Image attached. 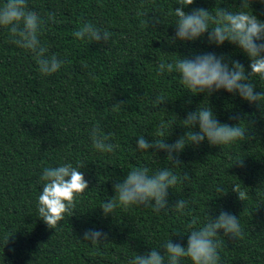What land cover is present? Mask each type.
Listing matches in <instances>:
<instances>
[{
	"label": "trees",
	"instance_id": "obj_1",
	"mask_svg": "<svg viewBox=\"0 0 264 264\" xmlns=\"http://www.w3.org/2000/svg\"><path fill=\"white\" fill-rule=\"evenodd\" d=\"M239 4L194 0L185 11ZM28 7L44 18L55 13L39 39L48 55L65 63L55 74L41 75L32 54L8 42V30L0 27V264H128L168 239L187 246L192 218H199V227L222 210L240 218L244 234L238 240L220 232V264H264V108L223 89L194 95L178 74H160L158 67L180 56L215 53L228 62L239 60L250 72V58L229 42L210 44L206 35L196 41L173 40L176 18L171 13L180 7L177 0H28ZM252 9L264 21V0H253ZM139 12L160 16L161 23L148 26ZM84 22L109 31V41L76 39L72 33ZM253 82L257 92L264 91V81L254 77ZM161 92L168 102L157 105ZM119 101L124 102L120 110L112 111ZM199 106H211L222 124L241 122L250 140L188 145L179 154V167L162 150L153 154V149L137 148L141 135L150 141L160 138L161 122H171L164 138L175 142L190 130L181 120ZM97 125L119 145L114 153L93 149L89 130ZM241 159L243 166L236 163ZM65 162L84 165L80 171L89 189L77 197L72 214L52 229L38 216L39 177L43 168ZM136 167H147L150 174L171 168L190 179L169 190V209L156 213L134 205L105 216L101 205L115 195L113 184ZM234 183L247 192V200L232 191ZM218 186L224 192H217ZM179 199L189 201L184 213L171 210ZM88 229L101 230L108 239L95 245L85 241Z\"/></svg>",
	"mask_w": 264,
	"mask_h": 264
},
{
	"label": "clouds",
	"instance_id": "obj_2",
	"mask_svg": "<svg viewBox=\"0 0 264 264\" xmlns=\"http://www.w3.org/2000/svg\"><path fill=\"white\" fill-rule=\"evenodd\" d=\"M252 3L253 0H240L237 8L218 6L208 10L201 7L186 12L185 8L193 5L194 0H177L180 7H175L171 13L176 18L173 40L196 41L206 35L208 42L218 47L229 42L250 58V72L239 60L228 62L222 55L204 53L193 57L180 56L175 62H161L158 65L160 74L165 72L178 74L183 86L194 95L201 93L211 95L223 89L238 94L250 104L264 108V91L257 92L253 82L254 77L264 81V21L254 15ZM143 7L142 3L141 8ZM138 15L147 17L145 22L148 26L161 23L160 16L149 18L148 13L144 12H139ZM46 17H41L39 13L31 10L28 7V0H4L0 5V27L8 30V42L31 53L40 74L51 76L60 71L65 61L59 59L56 54L48 55V47L39 39L48 20L55 21V13H46ZM72 35L78 40L96 43H107L112 36L109 31L97 27L92 22L82 23ZM89 77L96 78L92 73H89ZM167 102L163 92L154 100L157 105ZM123 104V101L113 103L112 111H119ZM181 121V125L190 130L175 142L168 143L167 138H164V132L171 122L169 124L161 122L156 133L160 138L150 141L141 135L137 139V148L141 151L153 149L155 150L153 154L162 150L166 153L167 161L172 166L179 167L181 165L179 154L188 145H199L207 140L213 146H226L236 141L250 140L248 130L241 122L236 125L220 123L211 106H199L196 111L188 112ZM197 127L198 131L191 130ZM89 136L93 149L100 153H114L119 147L118 144L110 142L112 136L104 134L98 125L89 130ZM236 163L243 166V159ZM83 167L80 162L75 166L71 162H65L59 166L43 168L39 177L43 187L37 198V211L39 218L49 228L55 229L66 214L71 215L76 208L77 197L83 196L89 189V184L80 171ZM189 179L188 173H183L181 178L171 168H161L151 174L147 167L132 168L122 182L113 184L115 195L104 202L101 208L105 216L112 215L117 208L127 211L134 205L150 207L159 213L169 209V190ZM216 190L224 192L219 186ZM232 191L238 194L239 200H247L248 194L241 189L240 184L234 183ZM188 203L189 201L185 199H179L171 210L184 213ZM199 223V218L193 217L188 224L187 246L168 239L159 248L135 255L128 264H182L185 260L190 264H220L218 249L221 245L217 239L221 236L220 232L222 231L226 237L238 240L243 238L240 218L228 211H220L215 218L209 215L206 222L197 227ZM83 238L94 245L108 239L107 234L98 229L86 230Z\"/></svg>",
	"mask_w": 264,
	"mask_h": 264
}]
</instances>
